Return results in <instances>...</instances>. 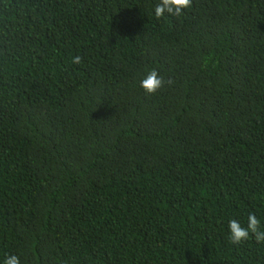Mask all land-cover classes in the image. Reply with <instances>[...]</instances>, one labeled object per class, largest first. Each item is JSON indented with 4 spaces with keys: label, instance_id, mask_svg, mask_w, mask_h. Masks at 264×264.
Here are the masks:
<instances>
[{
    "label": "trees",
    "instance_id": "16d2710c",
    "mask_svg": "<svg viewBox=\"0 0 264 264\" xmlns=\"http://www.w3.org/2000/svg\"><path fill=\"white\" fill-rule=\"evenodd\" d=\"M155 2L0 0V259L264 264V0Z\"/></svg>",
    "mask_w": 264,
    "mask_h": 264
},
{
    "label": "clouds",
    "instance_id": "9594fccd",
    "mask_svg": "<svg viewBox=\"0 0 264 264\" xmlns=\"http://www.w3.org/2000/svg\"><path fill=\"white\" fill-rule=\"evenodd\" d=\"M192 5V0H156L152 5L150 15L156 19H167L169 17H180L185 10ZM73 64H80L82 57L77 55L72 57ZM164 77L155 69H146L139 80V88L146 96L156 95L165 84ZM171 83V81H168ZM227 240L231 245H243L250 238L255 239L258 244H264V227L255 213H249L246 222L240 219H229L227 222ZM0 264H21L20 257L15 254L6 253Z\"/></svg>",
    "mask_w": 264,
    "mask_h": 264
}]
</instances>
